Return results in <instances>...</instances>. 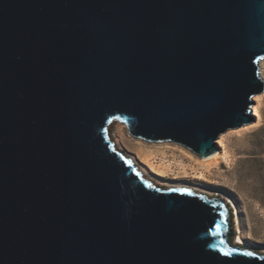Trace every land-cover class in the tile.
Instances as JSON below:
<instances>
[{"label": "water", "instance_id": "obj_1", "mask_svg": "<svg viewBox=\"0 0 264 264\" xmlns=\"http://www.w3.org/2000/svg\"><path fill=\"white\" fill-rule=\"evenodd\" d=\"M263 61L264 0H0V264H264L111 130L206 158L257 123Z\"/></svg>", "mask_w": 264, "mask_h": 264}, {"label": "rangeland", "instance_id": "obj_2", "mask_svg": "<svg viewBox=\"0 0 264 264\" xmlns=\"http://www.w3.org/2000/svg\"><path fill=\"white\" fill-rule=\"evenodd\" d=\"M260 71L264 77V61L259 63ZM260 115L261 120L257 126H252L253 128L250 127L245 131L230 132L232 131L230 130L222 134L223 144L230 154L229 161L219 163L217 167L212 168V172L206 174L205 181L197 180L195 178L197 171L192 170L197 169L198 160L204 158L200 159L181 146L166 142L149 143L136 139L129 135L126 128L119 138L124 152H119L122 155L126 153L138 157L137 160L142 165L143 158L148 157L147 155L152 158L154 165L170 164L172 171H169L165 177L159 178L163 183L185 185L204 191L205 195H199L217 198L224 204L231 202L238 212L242 239L251 246L247 249L264 256V103ZM111 130L113 136H118L115 127ZM127 159L133 164L129 158ZM178 164H183L187 169L188 175L184 179L180 178L181 171L177 169ZM153 174L155 175L153 172L150 173V175ZM150 182L156 186L155 181L150 180ZM213 194L214 197H212ZM231 204L225 205L228 210V224H231ZM232 235L228 236L229 241Z\"/></svg>", "mask_w": 264, "mask_h": 264}, {"label": "bare ground", "instance_id": "obj_3", "mask_svg": "<svg viewBox=\"0 0 264 264\" xmlns=\"http://www.w3.org/2000/svg\"><path fill=\"white\" fill-rule=\"evenodd\" d=\"M261 65V64H260ZM262 66V65H261ZM262 68V67H261ZM259 77L261 78V80L264 83V77L262 76V71L259 72ZM264 103V92L262 94L256 95L253 98V109H252V115L255 117V120L257 123L252 124L251 126H244L241 129H237V130H232L230 132H239V131H245L247 129H249L252 126H257L260 123L261 120V115H260V110L262 107V104ZM253 128V127H252ZM126 129L125 125H119L115 127L116 133L118 136H113L114 138V142H115V146H116V150L118 151H122L124 152V149L122 147V145L120 144L119 138L123 135V131ZM223 135L220 136L218 142H217V152H215L214 154L206 157V158H202L203 160H198L199 164H198V168L197 169H192L195 172V174L197 175V177H195L197 180H206V174H210L212 172V168H215L219 165V163L222 162H228L229 161V157L230 154L227 151L225 145L223 144ZM148 157L143 158V165L142 163L140 164L137 160L138 157L136 156H130L128 154H124L125 158H129L133 164L135 165V167H138V171L140 172V174L147 178L149 181H155V187H160L162 190H169V189H176V190H180V189H189L191 190V193L193 192V194H204V191L198 190V189H193V188H189L188 186L185 185H170L169 183H163L159 178L165 177L166 174L171 170L170 164L168 165H163L158 164V165H154V162L152 161V158L149 157V155H147ZM201 159V158H200ZM177 169L179 171H181V177L180 178H186L188 175L187 169L185 168V166L183 164H178L177 165ZM155 173V175H150V173L152 174ZM194 173V172H192ZM215 195L213 194L212 197H214ZM224 199V198H223ZM219 200V199H218ZM229 203L231 204V202H225L224 205H229ZM232 209H231V224L230 225V234H233L231 241H229V245L231 247H242L246 250H248L247 248H250L251 246L249 245V243L245 242L242 239V231H241V227H240V222H239V217H238V212L236 210V208L233 206V204H231ZM233 211V213H232ZM228 222V220H227ZM249 251V250H248ZM251 252V251H250Z\"/></svg>", "mask_w": 264, "mask_h": 264}, {"label": "snow or ice", "instance_id": "obj_4", "mask_svg": "<svg viewBox=\"0 0 264 264\" xmlns=\"http://www.w3.org/2000/svg\"><path fill=\"white\" fill-rule=\"evenodd\" d=\"M190 194H191V193H189V195H190ZM221 243H223V241H221ZM223 255L227 256V255H230V253L227 252V251H225V252H223ZM247 255H251V253H247Z\"/></svg>", "mask_w": 264, "mask_h": 264}]
</instances>
